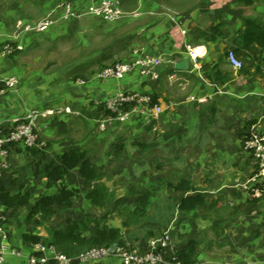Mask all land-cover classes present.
<instances>
[{"label":"crops","instance_id":"0c3cea01","mask_svg":"<svg viewBox=\"0 0 264 264\" xmlns=\"http://www.w3.org/2000/svg\"><path fill=\"white\" fill-rule=\"evenodd\" d=\"M120 1L123 11L128 10L129 0ZM133 1L144 4L142 15H151L136 26L125 20L128 18L118 23L93 17L61 21L27 34L22 52L0 59V77L19 80L15 90L0 96V131L12 128L13 119L23 118L31 110L69 106L81 113L38 119L36 131L47 143L45 151L21 145L9 148L0 190L11 195L28 193L31 198L26 208H0L9 249L20 253L18 257L7 255L4 264H27L34 246L50 244L54 231L63 230L67 219L91 221L88 237L96 229L93 222L102 219L100 228H118L123 246L140 250L150 238L169 230L176 250L188 242L197 244L195 264H264V197L251 199L236 187L256 170L255 160L242 142L252 126L264 131V54L255 56L260 51L256 44L237 50L235 55L245 72L235 70L227 60V52L237 48L243 22H264V0H254L252 5L233 0H182L186 4L180 8L177 0ZM150 4L152 10H147L145 5ZM53 6L50 0H0V46L7 36L44 18ZM216 25L219 35L211 40L210 31ZM133 49L164 59L158 80L146 79L138 70L120 81L97 77L114 62L130 61ZM193 49L200 50L195 63L189 55ZM184 57L189 59L188 70H176L174 65ZM216 70L228 76L218 87L213 83ZM120 92L152 96L161 109L156 125L168 129H161L153 139L151 163L146 155L136 153L135 161L142 164L139 167L137 162L141 180L135 195H131L134 187L127 189L110 179L113 163L109 159L116 152L108 156L110 149L106 148L111 145L105 142L114 140H109L110 133L99 134L96 124L99 110L94 102ZM126 128L134 130L138 142L149 141L135 123ZM73 149L84 151L102 176L109 191L103 208L87 200L92 183L84 181L78 169L48 186L46 167L59 164L61 156ZM147 170L152 175L145 176ZM182 179L191 183V189L175 191L173 187ZM61 185L78 191L72 206H56L52 218L39 225L34 221L26 224L39 198L57 194ZM150 189L152 195L140 216L136 213L139 195ZM188 196H202L204 204L181 210L180 204ZM24 235L38 240H25ZM80 264L120 262L105 258Z\"/></svg>","mask_w":264,"mask_h":264},{"label":"built area","instance_id":"2783aa9c","mask_svg":"<svg viewBox=\"0 0 264 264\" xmlns=\"http://www.w3.org/2000/svg\"><path fill=\"white\" fill-rule=\"evenodd\" d=\"M125 13L120 0H56L53 8L39 21L26 25L17 33L7 36L8 40L0 46V59H5L24 50L22 39L30 33L48 29L61 21H75L93 17L107 23H115ZM1 36V35H0ZM195 49L192 50V52ZM189 53L195 63L196 57ZM227 60L235 70L243 69L242 63L230 50ZM164 64L160 56H152L138 49L132 50V59L128 62L115 63L102 68L97 77L103 80H122L128 73L138 70L142 77L151 81L159 78L158 68ZM19 85L16 76L0 77V96L15 90ZM94 105L99 110L96 124L100 132L116 126H124L138 118L152 128L157 124L161 109L152 96L144 93L120 92L105 100H96ZM56 115H81L78 110L65 106L46 110H31L23 118L12 120L13 127L0 131V183L2 171L6 168L8 150L13 145H21L27 150L45 151L47 143L39 139L36 131L39 118ZM153 130H157L153 127ZM243 149L256 163L255 172L246 181L239 182L236 187L246 192L251 199L264 197V131L252 126L246 133ZM5 216L0 211V264H4L6 254L20 256V253L9 249L8 233L4 229ZM105 258H117L120 264H182L176 257V248L169 230L153 236L147 241L145 249L127 248L118 243L105 246L90 247L75 258H70L57 251L51 244L38 243L33 252L26 258L27 264H76L88 263Z\"/></svg>","mask_w":264,"mask_h":264},{"label":"trees","instance_id":"16d2710c","mask_svg":"<svg viewBox=\"0 0 264 264\" xmlns=\"http://www.w3.org/2000/svg\"><path fill=\"white\" fill-rule=\"evenodd\" d=\"M253 2L254 0H233V3H244L245 5H252ZM210 32L212 34L211 40H213L219 35L218 25L212 27ZM254 44L260 48V51L257 52L255 56L257 57L264 54V22L247 19L243 22V29L238 33L237 48L233 50V52L236 54V51L240 48L245 50L250 49ZM261 63L264 64V57ZM202 68L205 69L206 67L204 66ZM240 72H245V70L241 69ZM256 72H259V69H256ZM227 79L228 76L226 74L222 75L216 70L213 83L218 87ZM74 169H78V174L84 181L92 183V188L86 196L87 200L93 206L103 208L108 199V188L102 182L100 173L87 158V154L80 149H73L65 153L61 156L59 164H50L46 167L44 173L48 179V186L51 183L60 182ZM38 174L39 170L37 167L35 175L37 176ZM168 188H172V186L168 185ZM173 189L175 191L189 190L191 189V183L182 179ZM152 192L153 189L140 193L136 209L138 215H144L145 208L148 204V198L152 195ZM77 194V190L61 185L57 194L42 195L37 203L31 207L30 213L25 221L26 224L34 221L39 225L52 218L55 214L56 206L60 208H70ZM30 198L31 196L28 193L11 195L0 190V208H4L5 210L26 208L29 206ZM203 204L204 199L202 196H188L182 200L180 209L193 210ZM100 221H102V219L93 222L96 229L94 233L88 237L86 233L88 231V225L92 223L91 221L67 219L66 227L63 230L54 231L50 244L55 247L57 251L70 258L77 257L90 247L105 246L111 243L123 245L120 240V230L118 228L102 229L100 228ZM23 238L35 243L38 240L36 237H28L27 235H24ZM197 256V244L195 242H188L183 248L176 250V257L182 264H195Z\"/></svg>","mask_w":264,"mask_h":264},{"label":"rangeland","instance_id":"374dc122","mask_svg":"<svg viewBox=\"0 0 264 264\" xmlns=\"http://www.w3.org/2000/svg\"><path fill=\"white\" fill-rule=\"evenodd\" d=\"M195 1H197V0H188V3H192ZM50 2L52 3V6L55 5L54 0H50ZM134 2L135 1H133V0L128 1L127 6L129 8H128V10L124 9L125 15L118 22L122 21L124 18H128L125 20L132 23L133 26H136L138 24V21L144 19L145 17H151V15L149 13L142 15L143 14L142 8H144L143 7L144 4H140V3L138 4V2H137V5H136V2L135 3ZM176 3H177V6H176L177 8L184 7L186 4V3L185 4L182 3V0H177ZM145 8H147V10H152L151 4L148 6L145 5ZM97 21L104 22L101 19H99ZM70 49H71V46L66 47L67 51L68 50L70 51ZM113 64H115V62L110 64L109 66H112ZM132 122L137 125V128L140 129L142 135L147 136V139L149 140L147 142V144L138 142L139 139L137 138V135L134 134V130L131 129V131H129L126 128L127 125L116 126V127L108 129L105 132H100L99 134H102V135L108 134L109 135V133H110L111 136L109 137V140L111 137L114 140L111 143V142H107V139H106V142H105V145L106 144L111 145V146H108V148H106L107 150L110 149L108 156H110L112 154V152H116L115 153L116 157L109 159L113 163V165L111 164L113 170L110 174V176H111L110 179L114 178L116 180L115 182H117L120 186H125V188H127V189H130V187H134V190L131 192L132 194L131 193L130 194L135 195L137 193L135 187H137L139 180H141V177L137 173V169H138L137 162L139 164V167L142 164L141 161H135L136 159H138L137 158L138 156H135V155L137 152H139L140 155H143V156L146 155L147 156L146 161H149L151 163L152 162V157H151L152 141H153V139L156 138V136L162 130L167 131L168 129L166 126L165 127L161 126V129H162L161 130L158 125H153L151 128V127H149V125L142 122L138 118L134 119ZM153 127H156L157 130L154 131ZM143 145H148V146L143 147ZM123 148H125V149H123ZM126 156H128L127 161H126ZM148 174L152 175V173H150L149 170H147V172H145V176H147ZM7 255H10V254L7 253L6 257H7ZM6 257H5V259H6Z\"/></svg>","mask_w":264,"mask_h":264},{"label":"water","instance_id":"95a60500","mask_svg":"<svg viewBox=\"0 0 264 264\" xmlns=\"http://www.w3.org/2000/svg\"><path fill=\"white\" fill-rule=\"evenodd\" d=\"M189 66L188 57H184L182 61L174 65V68L178 71H187Z\"/></svg>","mask_w":264,"mask_h":264},{"label":"bare ground","instance_id":"6f19581e","mask_svg":"<svg viewBox=\"0 0 264 264\" xmlns=\"http://www.w3.org/2000/svg\"><path fill=\"white\" fill-rule=\"evenodd\" d=\"M194 55H199L200 53V50L199 49H196L195 51L192 52Z\"/></svg>","mask_w":264,"mask_h":264}]
</instances>
